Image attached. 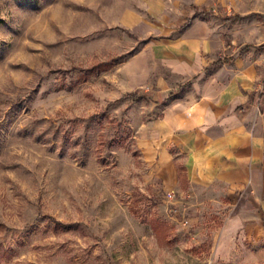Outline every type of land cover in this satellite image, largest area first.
I'll return each instance as SVG.
<instances>
[{"label": "rangeland", "instance_id": "rangeland-1", "mask_svg": "<svg viewBox=\"0 0 264 264\" xmlns=\"http://www.w3.org/2000/svg\"><path fill=\"white\" fill-rule=\"evenodd\" d=\"M141 1L0 0V264H257L220 250L224 206L170 197L141 151L154 86L126 66L167 36ZM185 9L207 71L262 52L264 0Z\"/></svg>", "mask_w": 264, "mask_h": 264}, {"label": "crops", "instance_id": "crops-1", "mask_svg": "<svg viewBox=\"0 0 264 264\" xmlns=\"http://www.w3.org/2000/svg\"><path fill=\"white\" fill-rule=\"evenodd\" d=\"M142 2L167 36L155 42L164 52L143 49L126 66L133 85L154 86L151 115L139 130L141 151L165 190L180 192L184 202L192 195L226 208L221 251L228 238L229 251L237 246L264 264V94L257 107L264 41L255 44L262 52L240 59L247 63L230 56L207 71L218 58L200 54L207 36L191 32L200 22L185 26V0ZM141 17L127 10L128 25Z\"/></svg>", "mask_w": 264, "mask_h": 264}, {"label": "built area", "instance_id": "built-area-1", "mask_svg": "<svg viewBox=\"0 0 264 264\" xmlns=\"http://www.w3.org/2000/svg\"><path fill=\"white\" fill-rule=\"evenodd\" d=\"M174 195H175V193H174L173 191H170V192H169V196H170V197H174Z\"/></svg>", "mask_w": 264, "mask_h": 264}, {"label": "trees", "instance_id": "trees-1", "mask_svg": "<svg viewBox=\"0 0 264 264\" xmlns=\"http://www.w3.org/2000/svg\"><path fill=\"white\" fill-rule=\"evenodd\" d=\"M134 96H135V94H133ZM260 211V210H259ZM260 214L262 215V217H263V215H264V212H262V211H260Z\"/></svg>", "mask_w": 264, "mask_h": 264}]
</instances>
